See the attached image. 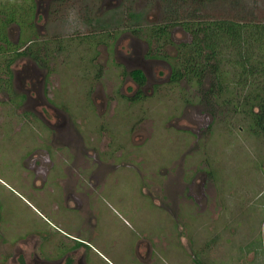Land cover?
Wrapping results in <instances>:
<instances>
[{
  "label": "rangeland",
  "instance_id": "obj_1",
  "mask_svg": "<svg viewBox=\"0 0 264 264\" xmlns=\"http://www.w3.org/2000/svg\"><path fill=\"white\" fill-rule=\"evenodd\" d=\"M39 1L35 31L53 54L51 73L22 59L13 85L19 104L0 93V264H47L38 257L53 226L79 225L75 213L53 210L59 192L35 189L26 176L27 153L44 141L81 171L113 166L96 184L106 197L97 198L99 223L80 234L96 246L91 264H264V137L252 136L247 120L214 119L185 84H170L166 60L148 59L157 45L131 32L182 21L188 4L179 20L168 0ZM204 1L207 16L233 8ZM237 2L264 21V0ZM99 31L103 42L94 48L75 41ZM171 32L175 44L188 39L181 26ZM10 34L16 42L18 28ZM134 69L147 83L132 102Z\"/></svg>",
  "mask_w": 264,
  "mask_h": 264
},
{
  "label": "trees",
  "instance_id": "obj_2",
  "mask_svg": "<svg viewBox=\"0 0 264 264\" xmlns=\"http://www.w3.org/2000/svg\"><path fill=\"white\" fill-rule=\"evenodd\" d=\"M228 1L233 8L220 15L210 13L207 16L200 12L207 6L204 0H168L171 13L176 12L179 20L182 14L180 5L188 4V12L186 16L182 15L185 16L182 21L132 31L137 35H146L151 47L156 44L160 48L156 52L167 60L172 70L170 82L176 86L185 84L190 93H194L193 100L214 119L225 115L233 120H247V130L251 128L252 136L263 138L264 21L254 19L255 13H251L250 17L246 7L239 5L237 0ZM35 19L34 0H0V93L15 96L11 102L16 104L19 103L13 87L15 63L27 57L34 60L37 66L45 68L47 59L53 56L46 44L43 46L41 41L31 39L32 35H36L33 32ZM14 26L20 28V44L10 38V29ZM177 26L182 27L188 39L175 44L171 28ZM99 34L101 31L83 37L74 35V38L78 40V45L93 46L103 42ZM170 45L174 47V55L163 51ZM131 77L140 86L147 82L142 70L132 71ZM197 263L205 264L200 259Z\"/></svg>",
  "mask_w": 264,
  "mask_h": 264
},
{
  "label": "flooded vegetation",
  "instance_id": "obj_3",
  "mask_svg": "<svg viewBox=\"0 0 264 264\" xmlns=\"http://www.w3.org/2000/svg\"><path fill=\"white\" fill-rule=\"evenodd\" d=\"M104 1L106 2V0ZM40 4H41V1L34 0L36 12L39 10ZM102 5L103 4H101V6ZM36 19H37V15H36ZM17 28L19 30V35L15 43L20 44L21 32H20V28L19 27ZM33 32L36 33L35 24H34ZM131 32L133 31L131 30ZM134 34L137 35L136 33ZM35 36H36L35 41H41L37 37V33ZM138 36L140 35L138 34ZM10 38H11V34H10ZM112 38H114V35H112ZM31 39H34V38H31ZM173 42L175 41L173 40ZM41 43L43 46L44 44H47V43H44L43 41H41ZM29 44L30 43H28L25 46V48ZM95 46L96 44L93 46H90V48H94ZM169 47H170V50L171 48L174 49V47H172L171 45ZM147 57L148 59L154 60V61L160 60V59H162V61L165 60L160 57L158 52L151 51V50H149ZM22 59H30L35 65H37V63L34 60H32L31 58H27V57L19 59L15 63V65ZM47 60H48L47 65H49L50 59H47ZM50 62L52 61L50 60ZM15 65L13 66V74H14L13 85L14 83L16 84ZM43 69H45L48 73H51L50 67L46 66ZM169 69L172 72L170 65H169ZM134 70H142V69H134ZM143 73L145 74L144 71ZM170 79L171 77H169V82H170ZM170 84L172 83L170 82ZM137 85L139 89L136 95L132 97L131 99L132 102L138 101L143 98L142 88L146 84L144 86H140L139 84ZM55 133H56V130H55ZM51 135H54V133L52 132L49 134V132H46L43 138H46V137L49 138ZM67 139H68V142L66 146H70V143H72V139L71 137H68V136H67ZM45 142L46 141H44L42 148H38L36 150H33V152L27 153L26 155L27 157L25 158V164L27 165H23L24 169L26 170V176L33 177V186L35 189L39 188L40 191L47 192V190H50L51 188H53L51 189V191H54L53 193L59 192L60 193L59 195H61L60 202L57 204V206L54 205L53 210L58 213H63L66 211L75 213L77 215V218L79 219V225L73 227L72 232H68L67 229H64L62 226H55V227L53 226V228L55 229V232L52 235L45 237V243L42 246V254H44V257L42 258L38 257V260L40 259L43 263H47V264H91L93 260L92 258L90 259V254L92 250L93 251L97 250L96 246H94V244H92L87 239L83 238V236L81 237L80 234H81V231L87 230L94 223L93 221H96V223H99L98 222L99 218L96 217L98 213V210L96 208L97 198L105 202L106 197L96 195L95 191H97V189L99 188L98 185L96 184H98L99 181L100 182L102 181V183L105 181V178L108 176V174L112 172L113 166L103 165V163L100 162L101 165H91L89 169L81 171V169L76 167L77 165H67L65 161H59V158H57V153L54 152L50 143L49 145H47L45 144ZM65 148L68 149L67 147ZM96 154L97 153L95 152L94 154L95 156L91 154L89 156L90 158L95 159V161L97 162ZM53 155L55 156V160H53L52 158ZM55 169H57L56 172H54ZM53 173H58V176L55 179V181L52 183L51 181L53 178L51 180L50 178L52 177ZM61 174L63 176H61ZM102 183L101 185H103ZM193 188H194L193 186L190 188V193L196 199H198V196L203 197L204 195L203 190H200L199 193L198 192L194 193ZM94 196H98V197H94ZM99 217H100V214H99ZM50 242L52 243L53 246L51 245ZM144 244L150 247L147 251L149 252V254H151V248H152L151 243L148 240H146ZM140 247L141 246H139V249ZM47 254H49V256H47Z\"/></svg>",
  "mask_w": 264,
  "mask_h": 264
}]
</instances>
